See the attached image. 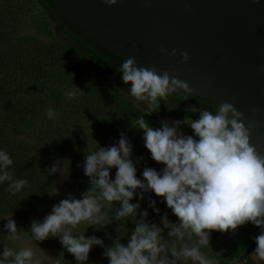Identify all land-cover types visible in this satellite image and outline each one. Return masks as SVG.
<instances>
[{
    "label": "clouds",
    "instance_id": "9594fccd",
    "mask_svg": "<svg viewBox=\"0 0 264 264\" xmlns=\"http://www.w3.org/2000/svg\"><path fill=\"white\" fill-rule=\"evenodd\" d=\"M102 2L113 6L118 0ZM160 51L164 55H177V49L169 52L161 48ZM180 55L187 64L189 54L181 52ZM117 71L122 74L124 84L129 85L127 95L143 106V114L159 112L162 102L172 110L175 106H169L170 98L179 95L181 100H187L194 95L190 85L179 79V73L173 69L144 67L129 57ZM120 91L124 93V89ZM76 95L75 91L65 93L68 99ZM198 112V119L187 116L183 121L161 120L160 128L150 126L144 115L137 118L132 126L143 130L151 158L164 165L160 172L145 167L143 180L137 178L131 159L132 143L123 132L118 144L87 149L83 168L90 187L82 193V199L69 195L54 204L42 221L32 220V239L43 242L50 236L58 237L77 264H85L96 245L105 248L103 255L109 264H214L202 251L210 248L211 232H235L238 227L251 223L261 231L254 237L256 248L241 264H264V154L251 143L252 125H246L244 113L228 102L215 105L212 111L199 109ZM46 115L51 120L58 114L49 107ZM182 125L189 126L194 135L185 134ZM12 164L8 152L0 150V184L8 182L6 190L16 195L29 182L15 177L10 170ZM112 168L117 169L114 180L110 178ZM57 172L67 178L65 162L63 168L57 161L47 169L48 176ZM137 189L141 190V200L149 191L163 197L179 222H171L164 213L160 221L162 228L147 222V211L141 212V218L137 219L140 204L130 202ZM56 193L55 188L49 194ZM114 202L119 207L114 208ZM150 206L159 212L155 201H150ZM11 216H4L7 220L4 227L9 233L7 239L15 241L20 237ZM128 219L135 228L128 235L126 245L121 243L120 234L112 246H106L102 239L86 238L84 232L77 231L81 225L100 230L113 220L127 222ZM165 230L169 239L164 238ZM0 264H40V261L31 247L16 250L5 245Z\"/></svg>",
    "mask_w": 264,
    "mask_h": 264
},
{
    "label": "rangeland",
    "instance_id": "374dc122",
    "mask_svg": "<svg viewBox=\"0 0 264 264\" xmlns=\"http://www.w3.org/2000/svg\"><path fill=\"white\" fill-rule=\"evenodd\" d=\"M24 52H29L28 56L33 58V63L36 60L41 61L42 75L27 80L20 79V72L15 67L22 60L20 56ZM0 85L10 89H24V92L0 96V104L16 111V123L20 117L24 122L22 126H14L15 137L21 139L28 149L39 151L37 153H40L39 158L46 172L57 161L61 162V168L64 162L68 167L67 178L59 172L49 176L52 185L41 206L39 220L42 221L51 213L54 204L69 195L82 199V193L90 187L89 177L84 174L83 168L86 150L118 144L121 132L132 143L131 159L135 163L138 179L143 180L145 167L153 168L157 172L164 167L151 158V153L145 147L143 130L130 127L140 116H147L143 114L142 106L127 95L124 88L115 85L111 75L99 74L85 59L62 44L53 23L44 15L36 0H0ZM121 89H124V93H121ZM68 91H75L77 95L68 99L65 96ZM19 107L21 109L18 110ZM49 107L58 114L51 120L46 115ZM131 108H135L136 113ZM192 109L197 111L193 112ZM198 110L192 107L172 108L166 112L165 120L183 121L187 116L198 119ZM22 111L26 113L23 114ZM2 114L4 119L5 114ZM181 130L187 135H194L187 125H182ZM138 157L143 159L138 160ZM116 171V168L110 169V178L113 180ZM55 188L57 193L49 194ZM140 191L137 189L136 196L130 201L140 204L137 219L141 218V212L147 211V222L156 223L162 228L160 221L164 213H167L171 222H179L163 197L149 191L143 194L144 198L141 200ZM150 201H155L159 212L153 210ZM115 207H119L116 202ZM13 220L20 238L15 241L7 239L6 245L9 248H33L40 264H77L75 257L66 251L58 237L50 236L43 242L34 241L31 234L22 229L18 220ZM134 228L135 224L128 219L127 222L113 220L100 230H96L94 226L86 229L85 225H81L77 231L84 232L86 238L96 236L104 244L109 242V246H112L113 240L119 234L121 243L126 245L128 235ZM249 228L250 223H247L238 227L235 232L212 231L210 248L202 251L214 264H241L256 248H251ZM106 230L112 235H105L103 231ZM163 235L165 239H169L167 230ZM104 251V247L102 250L92 248L85 264H109L108 258L103 255ZM169 258H172L170 253Z\"/></svg>",
    "mask_w": 264,
    "mask_h": 264
},
{
    "label": "water",
    "instance_id": "95a60500",
    "mask_svg": "<svg viewBox=\"0 0 264 264\" xmlns=\"http://www.w3.org/2000/svg\"><path fill=\"white\" fill-rule=\"evenodd\" d=\"M48 1L109 55L173 69L193 89L191 98L233 104L264 154V0ZM181 52L189 54L187 64Z\"/></svg>",
    "mask_w": 264,
    "mask_h": 264
},
{
    "label": "trees",
    "instance_id": "16d2710c",
    "mask_svg": "<svg viewBox=\"0 0 264 264\" xmlns=\"http://www.w3.org/2000/svg\"><path fill=\"white\" fill-rule=\"evenodd\" d=\"M44 15L47 19L53 23L55 33L62 44L68 47L72 52L79 57L85 59L99 74L111 75L115 85L124 88L126 91L129 89V85H125L121 79L122 74L117 71L123 60L115 58L105 52L102 48L92 42L89 38L79 32L71 23H69L59 12H57L48 0H36ZM22 54V53H20ZM29 52H24V55H19L21 61L17 62L16 70L20 72V79L36 78L38 75H42L40 60H36L34 63ZM17 56V55H15ZM9 57V56H8ZM25 58V59H24ZM32 60V61H31ZM24 92V89L14 88L10 89L2 87L0 85V96L15 94ZM142 106V105H141ZM169 106L178 107H192L198 109L214 110L215 104L195 98H188L187 100H181L180 96H174L170 98ZM143 107V106H142ZM21 107L18 108V110ZM169 110L167 106L162 102L159 112H154L151 115L144 117L148 121L149 125L154 128H160L161 120H165V114ZM131 111L136 113L135 108H131ZM16 111L11 110V107L0 104V150H6L13 159V164L10 166V170L14 172L16 178H24L29 182V186L24 188L20 193L16 195L10 194L6 189L8 182L0 184V255H2L4 247L7 243V236L9 233L5 230L7 220L4 219L6 214H12V219H17L23 230L30 232V225L32 220H39L41 215V206L46 200L49 189L52 185L51 179L47 172L42 167L41 159L39 158V151H33L28 149L27 145L21 140L17 139L14 135V126H22L24 122L18 119V123L14 119ZM5 114L3 119V114ZM26 113V111H22ZM136 121L132 122L130 127L134 130H141L132 125ZM41 148V147H39ZM50 184V185H49ZM260 228L250 223L248 231L249 241H251V248L256 247L254 237L260 234ZM105 235L109 237L112 235L108 230L103 231ZM109 246V242L104 244ZM99 246V247H98ZM93 248L102 250V246L96 245Z\"/></svg>",
    "mask_w": 264,
    "mask_h": 264
}]
</instances>
